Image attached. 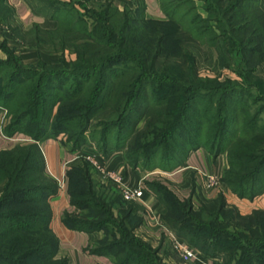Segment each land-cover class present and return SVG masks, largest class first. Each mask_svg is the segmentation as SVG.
<instances>
[{
  "label": "trees",
  "instance_id": "1",
  "mask_svg": "<svg viewBox=\"0 0 264 264\" xmlns=\"http://www.w3.org/2000/svg\"><path fill=\"white\" fill-rule=\"evenodd\" d=\"M45 1L53 8L35 11L57 26L44 30L35 24L33 31L59 42L61 52L72 48L76 58L63 57L60 66L39 72L0 64V107L11 117L3 134L23 133L32 140L0 150V264H69L58 257L59 240L50 227V199L59 186L47 175L39 146L60 136L70 154L90 149L105 158L117 152L132 169L143 172H172L199 149L213 157L223 154L227 163L222 179L233 195L253 201L264 193V106L258 105L264 95L242 86L253 89L247 78L264 63V0H157L163 19L149 17L144 0H137L133 9L113 0L96 8L78 0L80 9L75 1ZM197 3L210 16L204 17ZM1 6L13 16L6 0H0ZM67 35L82 44L68 48ZM219 36L228 44V54L239 59L234 72L242 82L199 79L186 44H214ZM173 42H178L172 46L177 51L171 54L167 49ZM159 59L167 69L170 62L186 67L181 75L189 74L194 83L184 85L155 70ZM95 174L84 161L67 170L70 206L92 213H83L87 219H81L65 212L62 224L86 234L104 232V238L86 250L112 264H163L159 249L136 235L143 217L133 203L124 201L130 207L119 210L116 218L111 203L96 193L101 182ZM144 185L162 205L165 228L206 258L220 257L223 264H264V210L242 214L226 204L224 195L210 199L198 191L203 211L223 214L243 229L240 235L237 229L218 230L223 241L234 245L223 246L200 233L205 225L200 213L198 218L191 215L198 194L195 184L186 199L159 180ZM256 229L262 235L253 238Z\"/></svg>",
  "mask_w": 264,
  "mask_h": 264
},
{
  "label": "rangeland",
  "instance_id": "2",
  "mask_svg": "<svg viewBox=\"0 0 264 264\" xmlns=\"http://www.w3.org/2000/svg\"><path fill=\"white\" fill-rule=\"evenodd\" d=\"M104 1H101L99 3L92 2V4L89 5L88 4L89 0H87L86 5L89 8H96L98 4H101ZM113 1L117 6L119 5V7L124 6L115 0ZM29 4L31 5L33 10L44 7V12L49 9L51 10L54 5V4H51V8H50L49 7L50 4L45 0H30ZM101 9L102 7L96 10L99 11ZM200 13L203 14L204 17L210 16V14L206 13V11H204L203 9L202 11H200ZM32 27H27L18 21L16 22V20L14 19V16H11L10 14L8 16V13L5 12V9L2 6L0 7V64L6 63L7 65H9V67L11 66L18 67V68L21 67L24 69H29L34 72H39L43 70L50 71L52 67L60 66L59 62L61 61L63 57L66 59V61L75 60L76 54L73 52V49L70 48V46L74 47V46H77L78 44H82L81 40H78L73 35L72 37H69L67 35L68 39H67L66 45L68 48H70V50L61 52L59 51L60 50L59 42L53 41L51 43L49 38L45 36V34L35 33ZM177 39H180V38H178L177 36ZM176 43L178 42H175V43L173 42L171 47L168 45L169 47L167 50L171 52V54L177 51V48L175 50L172 48V46H175L174 44ZM186 46L187 47H185V50L187 52H190V54L193 56L195 66H196V73L198 74L199 79L217 78L221 81H224L225 79H231L234 83L242 82L241 81L242 79L240 77H237L234 72V69H236L235 64H238V62L240 63V61L239 59L234 60L232 56L228 54V44L225 42L222 36H219V38L216 41H214V44L208 43V41H205V43H203L202 45H199L198 43L190 42V43H187ZM180 51H181V46H180ZM237 56L238 55L236 54V58ZM172 59L173 58H171L170 60ZM170 60L168 62H170ZM180 62H181V59H180ZM156 64L157 65H156L155 70L159 72L165 71L169 75H172L176 79H179L182 83H184V85L194 83L193 78L189 74H184L183 76L181 75V71H185L186 67L182 66L180 68L176 64V62H172V63L170 62L168 63L169 69H167L168 66L164 65L166 63H163L161 59H159L158 62H156ZM240 67L244 68V64L242 63ZM5 74L6 72L2 76H4ZM258 77H261L264 80V63L260 64L256 68V71H254L252 77L249 76V78H247V80L251 84H253L252 85L253 89H248L246 84H242L243 88L244 89L246 88L245 91L249 90L248 91L249 93L255 94V95L256 94L264 95V83L261 82L260 84H258L259 82ZM200 99L201 98L197 99V101L200 102ZM258 105L264 106V103L261 101L258 103ZM10 119L11 117L9 115L7 108L0 107V136L1 134H3V130L6 127V125L10 122ZM141 126H142V123L140 122L138 124V127L140 128ZM3 135L11 138L9 140H6V139L3 140L2 138H0V142L4 143V147H8L10 145L15 146V145L32 143V140L23 133L21 134L17 133L13 136H8L6 134H3ZM60 137L64 138V136H60ZM14 139H26V140L25 141H15ZM224 162L225 164L227 163L225 161V156H224ZM225 167L226 166L224 165V168ZM140 171L143 172L142 170ZM156 171L161 172V170L159 169H156ZM145 173H148V172H143V174ZM219 176L221 180H220V185L218 188H221L222 190L225 187L226 189L227 187L222 179L223 170L221 171V173H219ZM95 177H96V174H95ZM201 178H202V175H201ZM97 179L99 182H101L99 178ZM158 180L162 181L165 185H167L172 190L173 186L172 187L169 186V183H168L169 180H167V178L162 177V178H159ZM141 181L145 183L144 180H141ZM64 183L66 185V189H68L69 182H67L66 176L64 178ZM95 183L96 182H94V185H96ZM100 184L103 185V182H101ZM100 184L97 183V186L95 187L97 195L100 197L102 196L105 199V201H108L109 203H111V206L109 208L110 210H112L116 218H118L120 216L119 210H122L121 212H123L126 206L130 207V204H129L130 202L129 203L124 202L125 200L121 198L120 191L117 187L116 188L114 187L115 185H110L106 183L105 188L104 187L101 188L102 186ZM3 185H4L3 183L0 185V193H2ZM197 193H198V190L196 194ZM201 197L198 193L197 195H195L194 199L192 200L193 212L191 214L193 215V213H195L194 215L196 216V213L198 214L200 213L199 215H201V219L199 220L205 225L202 228L203 230H200V233H202V235L206 238L208 237L210 239L217 240L223 246L229 245L230 247H234L232 242L223 241L224 236L220 233H217V231L220 229H224V228L234 230V231L235 229H237L236 232H238V234L240 235L243 229H240L238 227L235 228V226L231 222H228L226 220L227 218L226 219L224 218L225 216L223 214L217 217V216H214L213 213L210 211H206V210L203 211L201 209V204H200L202 203ZM203 197L206 198L207 196H203ZM226 204L229 207L231 206L237 210V208L233 204H230L227 201H226ZM131 205L135 206L134 203ZM160 206H161L160 207L161 209L158 214L160 216L159 218L160 222L162 223L161 215H160V212H162V205L160 204ZM69 209H71V212H73V215L71 216H75V217L78 216L81 219H87V217L84 216L83 213L89 214V215L90 213H92L90 212V210L89 211L87 210L79 211L76 209L74 210L72 207ZM141 212H139V210L136 208L135 210L136 214L140 215ZM163 226L166 227L164 224ZM92 233L98 235L96 239H92L88 241L87 243H84L83 247H81L79 251L73 254L70 253L69 250H64L63 252L61 251V253H58V257H65L68 260L70 259L71 263L73 262L74 256L75 258L78 255L80 257H83V256L90 257L91 255L88 253L86 249L90 248L91 246H94L96 242L104 238V232L102 231H94ZM258 233H259V236L262 235L261 234L262 232H260L259 229H256V232L251 233L252 237L256 238L258 236ZM136 235L141 236L142 239L145 242H148L150 246L153 247L154 249H159L158 255L161 258V261L163 264H210L208 262H212L213 264H223L222 259L220 257L219 258H206L197 249L195 250L198 252L199 255L197 256L195 260H191V262L184 261L179 256V254L175 251V249L172 247L168 234L166 236L161 235V237H159L158 239L155 237L151 239L150 237L146 236L145 232H140L138 234L136 233ZM183 242L186 245H188L185 241ZM190 247H193V246H190Z\"/></svg>",
  "mask_w": 264,
  "mask_h": 264
},
{
  "label": "crops",
  "instance_id": "3",
  "mask_svg": "<svg viewBox=\"0 0 264 264\" xmlns=\"http://www.w3.org/2000/svg\"><path fill=\"white\" fill-rule=\"evenodd\" d=\"M62 1H75V6L80 9L78 0H62ZM104 0H89V5L92 2H101ZM121 5L127 6L129 8H135L137 6V0H115ZM6 3L12 8L13 16L16 22H21L27 27H32L37 24L40 28L44 30H51L57 26L55 20H50L45 16L37 13L32 9L31 5L26 0H6ZM145 3V13L149 17H154L158 19H163L164 14L161 12L157 0H144ZM199 12L202 11V4L197 3ZM60 137L54 140H46L39 144L40 150H42L44 158V166L47 175L54 181L63 180V164L70 162L69 166L76 165L78 161H71L73 154L69 153L60 143ZM6 142V141H5ZM13 145L4 147V143L0 142V150L10 148ZM75 163V164H73ZM106 165L113 170L127 185L137 187L142 185L145 189V183L143 181L158 180L159 178H167L169 186H173L172 191L175 192L180 199H186L190 195V190L193 188L194 184L202 196H207L208 198H215L219 195H224L226 201L233 204L239 212L242 214H249L254 210L260 209L264 210V193L258 196L253 201L247 199H239L236 195H233L228 188L222 189L218 188L216 190H204L203 189V179L201 175L203 173H215L220 178L219 173L224 168V155L213 157L206 150L199 149L190 153L184 164L172 170V172H148L143 174L140 170L132 169L128 164L124 162L123 155L121 153L113 152L108 155L105 160ZM96 177L99 178L96 174ZM152 177V178H151ZM162 182V181H161ZM64 183V181H63ZM111 185V184H110ZM115 187V186H114ZM116 188V187H115ZM144 199L147 201L146 206L142 204H135L136 208L141 212L143 217V223L137 230V234L140 232H145L146 236L159 238L161 235H165L166 231L162 228V223L160 222V203L156 197H154L147 190L144 193ZM50 207L52 213V221L50 224L51 230L56 234L59 240L58 253L64 250H69L70 253H75L83 247L84 243L92 239H96L98 235L94 233L86 234L84 232L71 231L67 229L61 222L63 213L71 212L70 199L68 198L66 185L58 189V193L55 197L50 199ZM167 235V234H166ZM165 235V236H166ZM72 256V255H71ZM69 258V257H68ZM73 262L69 264H112L108 258L91 255L90 257L79 255L73 257ZM213 264L212 262H208Z\"/></svg>",
  "mask_w": 264,
  "mask_h": 264
},
{
  "label": "built area",
  "instance_id": "4",
  "mask_svg": "<svg viewBox=\"0 0 264 264\" xmlns=\"http://www.w3.org/2000/svg\"><path fill=\"white\" fill-rule=\"evenodd\" d=\"M0 138L3 140H9L10 137H6L1 134ZM15 141H25L26 139H14ZM106 157L96 154L94 151L88 149L79 151L73 154L71 161H84L87 164L91 165L93 169L96 171L97 176L99 177L100 181L103 183H108L111 185H115L120 191L121 198L127 202L134 203V204H142L146 206V200L144 199V193L146 189L139 185L137 187H133L121 181L119 176L111 170L108 165L105 163ZM70 162L63 164V177L65 178L67 170L70 168ZM203 189L206 190H216L220 185V178L217 174L213 173H203ZM63 180H58L59 188L64 185ZM162 228L166 231L169 236L170 242L172 247L175 251L179 254V256L186 262H191V260H195L199 255L195 248L186 245L180 238L173 235L169 230H167L163 225Z\"/></svg>",
  "mask_w": 264,
  "mask_h": 264
}]
</instances>
